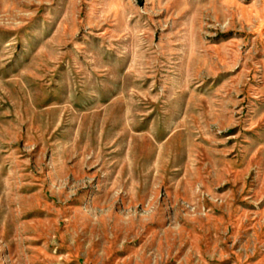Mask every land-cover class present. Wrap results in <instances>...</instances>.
<instances>
[{"label":"rangeland","instance_id":"rangeland-1","mask_svg":"<svg viewBox=\"0 0 264 264\" xmlns=\"http://www.w3.org/2000/svg\"><path fill=\"white\" fill-rule=\"evenodd\" d=\"M0 264H264V0H0Z\"/></svg>","mask_w":264,"mask_h":264}]
</instances>
